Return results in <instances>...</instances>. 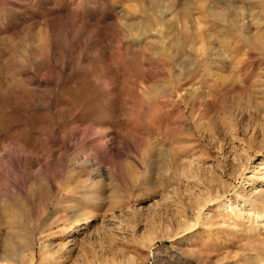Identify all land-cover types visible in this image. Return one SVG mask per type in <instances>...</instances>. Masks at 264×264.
<instances>
[{
	"label": "rangeland",
	"instance_id": "374dc122",
	"mask_svg": "<svg viewBox=\"0 0 264 264\" xmlns=\"http://www.w3.org/2000/svg\"><path fill=\"white\" fill-rule=\"evenodd\" d=\"M0 264H264V0H0Z\"/></svg>",
	"mask_w": 264,
	"mask_h": 264
}]
</instances>
